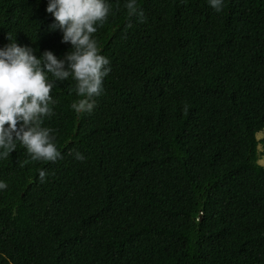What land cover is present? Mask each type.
<instances>
[{"label":"trees","instance_id":"trees-1","mask_svg":"<svg viewBox=\"0 0 264 264\" xmlns=\"http://www.w3.org/2000/svg\"><path fill=\"white\" fill-rule=\"evenodd\" d=\"M46 2L0 0V46L10 34L63 58L72 46L48 31ZM109 2L93 36L112 70L93 111L71 109V77L50 93L43 126L61 158L32 161L18 143L0 160V253L13 264H264V0H225L220 13L207 0H138L142 22Z\"/></svg>","mask_w":264,"mask_h":264},{"label":"clouds","instance_id":"clouds-1","mask_svg":"<svg viewBox=\"0 0 264 264\" xmlns=\"http://www.w3.org/2000/svg\"><path fill=\"white\" fill-rule=\"evenodd\" d=\"M207 3L220 13L225 0H207ZM124 8L130 18L136 16L142 22L143 11L138 0H125ZM110 11L109 0H47L45 12L52 18L48 31L59 30L61 42L72 46L63 58L48 50L38 57L36 49L6 35L8 42L0 46V160L7 159L18 143L32 161L55 162L61 158L54 130L43 126L44 119L54 115L58 103L50 93L58 81L71 77L75 81L72 91L79 97L71 109L78 115L93 111L94 97L101 95L103 80L112 70L109 58L100 54L93 34L107 20ZM75 159L84 161L85 156L76 151ZM27 162H20V166ZM38 175L43 183L45 170L39 169ZM7 188V182L0 180V191ZM0 259L13 264L3 253Z\"/></svg>","mask_w":264,"mask_h":264},{"label":"rangeland","instance_id":"rangeland-1","mask_svg":"<svg viewBox=\"0 0 264 264\" xmlns=\"http://www.w3.org/2000/svg\"><path fill=\"white\" fill-rule=\"evenodd\" d=\"M257 140L260 142V144L258 145V153H259V164L262 165L264 167V130L262 132H260L259 134H257L256 136Z\"/></svg>","mask_w":264,"mask_h":264}]
</instances>
